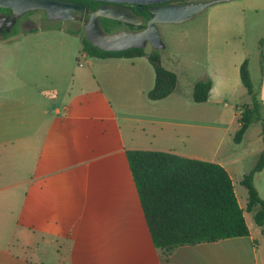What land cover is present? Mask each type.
Wrapping results in <instances>:
<instances>
[{"label":"crops","instance_id":"obj_1","mask_svg":"<svg viewBox=\"0 0 264 264\" xmlns=\"http://www.w3.org/2000/svg\"><path fill=\"white\" fill-rule=\"evenodd\" d=\"M224 19L227 30L221 29L220 20H208L209 64L199 77L185 74L186 90L180 71L162 62L177 75V86L159 101L146 97L154 85V71L140 62L149 63L146 57L99 59L83 53L89 57L86 66H75L62 89L61 79L48 84L42 79H49L46 72L38 75L45 65L35 71L22 63L23 57L35 63L41 54L50 61L48 50L0 48V264H264V246L257 239H264V233L247 223L239 201L246 198L247 203L241 179L264 153L261 124L251 125L239 144L233 141L238 109L251 101L239 75L249 56L246 21L243 12ZM36 29L22 34L33 36ZM94 66L97 76L89 71ZM122 70L128 76L124 81L115 78ZM108 73L111 81L132 88L135 113L112 102L104 91ZM206 78L212 84L208 100L194 103L193 86ZM253 85L264 105V60ZM255 125L259 131L251 144L248 133ZM200 138L214 145L212 154L193 150ZM128 150L167 152L221 166L249 236L180 246L164 258L152 242ZM257 182L264 185V170L254 176L264 200ZM236 185L245 192H236Z\"/></svg>","mask_w":264,"mask_h":264},{"label":"trees","instance_id":"obj_2","mask_svg":"<svg viewBox=\"0 0 264 264\" xmlns=\"http://www.w3.org/2000/svg\"><path fill=\"white\" fill-rule=\"evenodd\" d=\"M90 5L96 2L80 0ZM185 1V0H184ZM6 9L0 8V13ZM148 18V16L146 17ZM101 27L109 33L108 24H120L101 19ZM80 38L81 52L92 58L146 57L154 71V85L146 93L150 101H159L171 95L177 86V75L167 70L157 50L128 49L121 52L102 51L89 43L84 30H69ZM16 35H6L3 39ZM264 38L258 42L259 70L263 72ZM240 81L250 96V104L239 107V127L233 141L239 144L248 128L256 123L264 133V105L254 88L246 58L239 69ZM211 81L206 78L195 82L192 101L197 104L208 100ZM126 158L140 199L152 242L164 256L180 246L216 242L223 239L249 236L243 210L239 207L228 173L218 164L189 159L159 151L128 150ZM264 170V153L254 167L245 174L240 184L246 189V210L253 213L254 223L264 233V200L254 186V176Z\"/></svg>","mask_w":264,"mask_h":264},{"label":"rangeland","instance_id":"obj_3","mask_svg":"<svg viewBox=\"0 0 264 264\" xmlns=\"http://www.w3.org/2000/svg\"><path fill=\"white\" fill-rule=\"evenodd\" d=\"M252 4V5H251ZM256 6V9L253 7ZM244 10V11H243ZM243 12L246 21V36H245V45L248 53V62H249V74L252 80V83L257 81L259 77V63H258V41L263 38L264 35V0H232L227 2L218 3L210 6L200 14L194 16L192 19L181 23V24H159L158 30L160 33V38L162 44L164 45L163 49L157 50L162 62L167 67H175L180 71L181 86L186 90V85L183 82L185 80V74L188 72L193 78L199 77L206 70L209 64L208 58V20L210 17L220 20L222 23V30H227L225 27L226 19L228 16H235L237 13ZM31 21L25 27V29L30 30L32 28H37V33L33 36L28 37V34L20 35V39L13 40L8 43L0 42L1 49H24L28 53L38 51V53L45 52L51 57L48 61L44 54H41L37 62H30L27 58L22 59L23 64L27 65L28 68L32 70H37L39 67L46 66V70L42 68V71H39L38 75L42 76V73L46 74L48 78L42 79L46 83H51L54 79H61L60 86L62 89L68 84L72 79L73 68L78 64L85 65V60L88 58L83 57L81 52L80 38L83 35L80 34H71L69 30H82V27L77 23H69L67 21L53 20L49 21L45 18V15L41 11L29 12L25 15ZM1 41V40H0ZM153 49L150 45L145 47V51L151 52ZM12 55L10 59L14 58V51L11 52ZM29 57V55H28ZM78 60V62H77ZM11 61V60H9ZM95 62H99L98 59H94ZM14 62V60H12ZM140 62H145V64L153 72L151 65L146 63L147 61L141 60ZM29 66V67H28ZM35 68V69H34ZM51 68V69H50ZM70 69L65 72L66 69ZM13 69V68H12ZM50 69V70H49ZM99 70V69H98ZM98 70L94 66L92 70H89L91 75H98ZM65 72V74H64ZM116 73L115 78H121L122 81L127 78L126 70H122ZM109 76V73H108ZM109 76L110 81L108 87L106 86L104 91L111 98L112 102L117 101L118 103L123 104L129 112L136 111L133 108V99L132 88L126 84H120L115 82L117 79ZM115 80V81H113ZM135 113V112H134ZM203 121V118L200 113V123ZM259 128L255 125L249 129L248 139L251 144H255L257 140V132ZM222 137L221 134L218 135V138ZM193 150L198 151L202 155H210L214 151V145L209 143H204L201 138L199 140V145L195 147L192 145ZM248 163H250V158L244 160V169H248ZM263 178V177H261ZM258 191L264 197V185L260 182H257ZM236 192L243 191L244 188L240 185L235 186ZM240 197V196H239ZM239 201L244 210V216L247 223L255 228V223L253 220V213L247 212L246 209V198H239ZM258 243L261 247L264 246V239L257 237Z\"/></svg>","mask_w":264,"mask_h":264},{"label":"water","instance_id":"obj_4","mask_svg":"<svg viewBox=\"0 0 264 264\" xmlns=\"http://www.w3.org/2000/svg\"><path fill=\"white\" fill-rule=\"evenodd\" d=\"M91 2H103L106 5L99 6L90 13L89 18L83 20L85 37L92 46L106 52H121L128 49H144L150 45L153 50L163 49L159 24H181L200 14L212 5L232 0H210L190 2L182 4H168L184 0H88ZM167 3V4H163ZM115 4V5H112ZM161 4V5H160ZM124 5L151 6L150 18L146 27L141 31H121L105 33L100 25V19L114 20L131 25H143L142 17L136 15L133 10ZM158 5V6H153ZM0 8L8 9L14 18L9 21L12 25L16 18L29 12L43 11L49 21L74 20L75 13H83L82 5L64 0H0ZM88 12V11H87ZM7 18H0V32L2 24Z\"/></svg>","mask_w":264,"mask_h":264},{"label":"flooded vegetation","instance_id":"obj_5","mask_svg":"<svg viewBox=\"0 0 264 264\" xmlns=\"http://www.w3.org/2000/svg\"><path fill=\"white\" fill-rule=\"evenodd\" d=\"M64 1L76 3V4L82 5L84 7L83 13H75L76 19L67 21L69 23H77L82 28H83V20L85 18L88 19L91 12L95 11L99 6L106 5V3H103V2H96L95 5H90L89 3H86V2H83L80 0H64ZM201 1H210V0H185V1H180V2H171L168 4H182V3L201 2ZM163 4H167V3H163ZM112 5H115V4H112ZM124 6L131 8L136 15L142 17V19L144 20V24L138 25V26L127 24V23H122V22H119L120 24H118V25L108 24L107 28L111 30L108 34L115 33V32H121V31H136V32H138V31L143 30L146 27V23L150 18L151 6H144V5H141V6L124 5ZM153 6H158V5H153ZM41 12H43V11H41ZM43 13L45 15V18L47 19L46 13L45 12H43ZM25 15L22 17L16 18L14 20V22L12 23V25H9V21L13 20V18H14L12 12L10 10L6 9L5 12L0 13V18H7L8 19V21H6L2 24V30L0 32V40L1 41L4 40L3 38L6 35H11V34L16 33V35L11 36V37H14V36H18L22 33H25L26 31H28L27 29H25V27L31 21L28 19V17L25 18ZM147 16H148V18H146ZM11 37H9V38H11ZM5 40H7V39H5Z\"/></svg>","mask_w":264,"mask_h":264},{"label":"built area","instance_id":"obj_6","mask_svg":"<svg viewBox=\"0 0 264 264\" xmlns=\"http://www.w3.org/2000/svg\"><path fill=\"white\" fill-rule=\"evenodd\" d=\"M239 111V110H238ZM239 114H240V111H239Z\"/></svg>","mask_w":264,"mask_h":264}]
</instances>
